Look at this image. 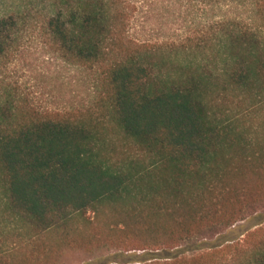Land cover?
Returning <instances> with one entry per match:
<instances>
[{
    "label": "trees",
    "instance_id": "obj_1",
    "mask_svg": "<svg viewBox=\"0 0 264 264\" xmlns=\"http://www.w3.org/2000/svg\"><path fill=\"white\" fill-rule=\"evenodd\" d=\"M36 1L44 45L99 90L52 112L0 81V264L77 248L141 253L117 264H264V215L234 231L264 207V0H202L250 3L259 24L222 22L177 51L129 36L131 0ZM15 27L0 19V56Z\"/></svg>",
    "mask_w": 264,
    "mask_h": 264
},
{
    "label": "rangeland",
    "instance_id": "obj_2",
    "mask_svg": "<svg viewBox=\"0 0 264 264\" xmlns=\"http://www.w3.org/2000/svg\"><path fill=\"white\" fill-rule=\"evenodd\" d=\"M134 7L129 36L169 51L192 49L213 35L218 24L236 21L255 26L258 23L250 3L209 2L202 0H131ZM44 7L36 0H0V19L13 16L16 27L0 56V81L18 89L42 111H74L92 105L99 90V75L85 68L63 63L44 45L41 25ZM264 207L250 212V218L237 224L236 234L257 223L256 215ZM90 216L87 215L86 219ZM82 228V221L76 224ZM88 229H85L87 232ZM221 231L201 241L213 242ZM104 248L65 251L54 264H101L136 259L140 252H117ZM123 255L124 257H121Z\"/></svg>",
    "mask_w": 264,
    "mask_h": 264
}]
</instances>
